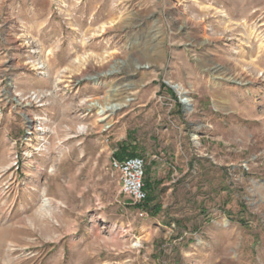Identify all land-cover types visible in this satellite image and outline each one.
<instances>
[{
    "label": "rangeland",
    "instance_id": "1",
    "mask_svg": "<svg viewBox=\"0 0 264 264\" xmlns=\"http://www.w3.org/2000/svg\"><path fill=\"white\" fill-rule=\"evenodd\" d=\"M1 237L0 264H264V0H0Z\"/></svg>",
    "mask_w": 264,
    "mask_h": 264
},
{
    "label": "built area",
    "instance_id": "2",
    "mask_svg": "<svg viewBox=\"0 0 264 264\" xmlns=\"http://www.w3.org/2000/svg\"><path fill=\"white\" fill-rule=\"evenodd\" d=\"M44 123V121H41L40 125L45 126ZM43 126L40 128L41 130L45 128H43ZM78 129L79 133L83 130L81 126ZM111 167L118 174L122 192L127 194L134 204L145 202L148 196L145 189V159L142 156L127 157L123 160L113 157L111 160ZM140 213L143 215L142 211Z\"/></svg>",
    "mask_w": 264,
    "mask_h": 264
},
{
    "label": "bare ground",
    "instance_id": "3",
    "mask_svg": "<svg viewBox=\"0 0 264 264\" xmlns=\"http://www.w3.org/2000/svg\"><path fill=\"white\" fill-rule=\"evenodd\" d=\"M34 68L42 69L43 67L40 66V64H36L35 63L34 64ZM229 78H232V75H229ZM171 84L173 85V88H175L176 91L181 95V98L183 99L182 102L186 103V105H189V103L191 102V99H190V97L187 94L188 90L183 85H181L180 83H171ZM116 88L118 89L119 87H116ZM114 95L115 94H109V96L107 97V99L104 102H100L98 100H94V101H92L89 104L92 107H97L98 113H100V114H104L105 112H107L108 115L103 117L102 118L103 120H105L109 115H112L117 109H119L122 105H124L126 102H128V101H130L132 99L131 95H127V96H124V99H122L120 101H115V99L113 97ZM41 101H39V102H41ZM41 105H43V104L41 103ZM46 120L47 119L45 117H41V121H46ZM49 204H50L49 203V199L48 198H44V203L42 205L41 210H42V212H45L48 215L50 214L48 212L49 210L47 211V208H48ZM3 242H4V239L1 237L0 238V245H2Z\"/></svg>",
    "mask_w": 264,
    "mask_h": 264
},
{
    "label": "trees",
    "instance_id": "4",
    "mask_svg": "<svg viewBox=\"0 0 264 264\" xmlns=\"http://www.w3.org/2000/svg\"><path fill=\"white\" fill-rule=\"evenodd\" d=\"M132 149L133 148H130V145L128 144V142H125V143L119 145L117 151L114 152L113 156H114V158H117V159H120V160H123V159H125L127 157L140 156V155L136 154ZM147 188L148 187H147V184H146L145 189H146V191L148 193V189ZM147 199H148V196H147ZM147 199H146V201H147Z\"/></svg>",
    "mask_w": 264,
    "mask_h": 264
}]
</instances>
